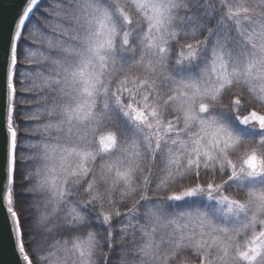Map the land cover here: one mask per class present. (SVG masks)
I'll use <instances>...</instances> for the list:
<instances>
[{
	"label": "snow or ice",
	"instance_id": "obj_1",
	"mask_svg": "<svg viewBox=\"0 0 264 264\" xmlns=\"http://www.w3.org/2000/svg\"><path fill=\"white\" fill-rule=\"evenodd\" d=\"M0 61L10 264H264V0H20Z\"/></svg>",
	"mask_w": 264,
	"mask_h": 264
},
{
	"label": "water",
	"instance_id": "obj_2",
	"mask_svg": "<svg viewBox=\"0 0 264 264\" xmlns=\"http://www.w3.org/2000/svg\"><path fill=\"white\" fill-rule=\"evenodd\" d=\"M20 0H0V31L5 35L9 31ZM2 64V61H0ZM2 72V68H0ZM3 105V96L0 92V109ZM2 133H0V153H2ZM13 259L6 231L0 234V262L10 264Z\"/></svg>",
	"mask_w": 264,
	"mask_h": 264
}]
</instances>
